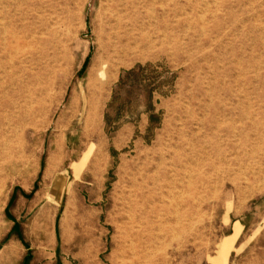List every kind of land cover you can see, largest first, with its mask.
I'll list each match as a JSON object with an SVG mask.
<instances>
[{"label":"rangeland","instance_id":"rangeland-1","mask_svg":"<svg viewBox=\"0 0 264 264\" xmlns=\"http://www.w3.org/2000/svg\"><path fill=\"white\" fill-rule=\"evenodd\" d=\"M0 264H264V0H0Z\"/></svg>","mask_w":264,"mask_h":264},{"label":"bare ground","instance_id":"bare-ground-1","mask_svg":"<svg viewBox=\"0 0 264 264\" xmlns=\"http://www.w3.org/2000/svg\"><path fill=\"white\" fill-rule=\"evenodd\" d=\"M121 39V38H120Z\"/></svg>","mask_w":264,"mask_h":264}]
</instances>
